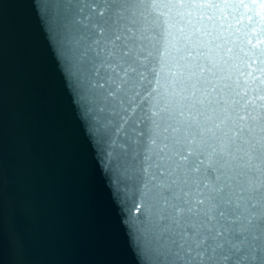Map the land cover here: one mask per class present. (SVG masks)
Here are the masks:
<instances>
[{
    "label": "snow or ice",
    "instance_id": "1",
    "mask_svg": "<svg viewBox=\"0 0 264 264\" xmlns=\"http://www.w3.org/2000/svg\"><path fill=\"white\" fill-rule=\"evenodd\" d=\"M76 17L69 46L86 43L124 124L150 104L145 172L175 264H264V0H91Z\"/></svg>",
    "mask_w": 264,
    "mask_h": 264
},
{
    "label": "water",
    "instance_id": "2",
    "mask_svg": "<svg viewBox=\"0 0 264 264\" xmlns=\"http://www.w3.org/2000/svg\"><path fill=\"white\" fill-rule=\"evenodd\" d=\"M90 2L0 0V264H175L145 172L150 104L133 131L68 43Z\"/></svg>",
    "mask_w": 264,
    "mask_h": 264
}]
</instances>
